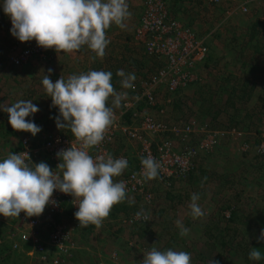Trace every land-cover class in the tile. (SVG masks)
I'll return each mask as SVG.
<instances>
[{
	"label": "rangeland",
	"instance_id": "374dc122",
	"mask_svg": "<svg viewBox=\"0 0 264 264\" xmlns=\"http://www.w3.org/2000/svg\"><path fill=\"white\" fill-rule=\"evenodd\" d=\"M0 1V35L14 39V48L8 55L11 63V55H17L37 43L35 40L21 43L11 34V29L6 32L9 28L3 14L4 0ZM195 1L197 0H165L169 18L177 21L180 32L184 34L190 30L207 46L206 56L192 64L184 63L183 70L192 76L185 87L170 91L167 81L159 84L153 90L158 105L146 107L144 104L139 105L138 109L141 115L165 120L170 129L182 130L190 119H195L201 127L224 131L219 144L210 152L213 154L217 148L223 149L224 159L219 163L216 156L209 163L206 154L202 153L195 159L194 168L189 175L171 181L170 184H163L158 178L148 180V192L152 194L150 201L145 202L141 195H127L122 205L117 204L126 209V212H117L113 208L100 228L90 224L78 234L74 233V240L78 242L79 248L74 252L72 264H139L140 261L136 262V255L133 254L146 255L153 247L157 250L161 248L160 251L165 248V251L171 249L188 252L191 264H211L218 256L228 264H258L259 260L249 258L250 253L243 255L248 250L246 243L252 244V249L257 248L261 252L260 260H264V241H259L261 231L264 230V156L258 152V146L264 140V0H199L197 4ZM129 2L131 4L128 10L132 15L124 22L125 27L113 24L106 30V37L110 41L106 50H110L117 58L123 57L120 59L121 68L131 69L124 73H134L136 78L132 83L139 86L145 84L158 68L166 66L168 61L165 56L149 55L145 43L136 39L146 0ZM49 53L50 56H57L56 63L67 62L72 69L73 63L79 62L80 57L82 63L95 59L100 62V58L86 45L78 52L56 53L54 49H47L42 56L34 54L32 57L45 60ZM107 59L101 58L102 63ZM26 63L11 64L22 67ZM77 66L80 68V65ZM56 67L65 69L59 65ZM66 70L68 73L72 72L70 69ZM115 76L119 77L117 80L122 79ZM255 76L262 78L260 83L263 90L246 91L240 87L242 79ZM119 82L117 93L122 88L121 81ZM233 83L238 87L234 88ZM233 98L236 99L234 104H226ZM167 100L170 102L167 103ZM108 104L113 107L111 97ZM162 108L163 113L160 111ZM113 109L123 110L122 107ZM42 110L39 111L40 117ZM246 112L256 116L252 128L244 122L245 119L242 121L245 125H237L240 123L238 118ZM53 116L51 114L46 123L42 120L45 131L32 137L33 148H42L43 136L61 134L72 137L70 129H57L55 121L59 115ZM125 121L127 125L133 124L127 117ZM139 124L140 121H137L134 125ZM24 133L12 136L11 145L7 143L8 146L5 144L4 148L0 145V158L6 159L10 154L21 152V140L26 135H20ZM148 136L154 144L166 136L174 141L176 150H182L188 142L176 131ZM200 138L201 135H193L191 141L194 143ZM245 142H250L251 145ZM141 148V143L123 136L114 141V153H126L131 157L130 165L122 175L137 168L141 161V156L138 157ZM39 160L37 164L45 162L49 165L44 152ZM117 178H113L114 182ZM193 194L199 195L198 204L205 213L197 219L192 217L189 207ZM129 199L134 200V203L130 204ZM141 210L150 217L143 224H125L123 219L119 220L121 215ZM19 217L0 215V257H6L3 260L5 264H33V256L29 255L33 245L21 240L18 231ZM178 220L190 230L188 235H180V228L176 223ZM222 237L229 241L227 246L225 243L221 244ZM43 239L47 238L43 236ZM4 250L8 255L3 254ZM127 252L132 258L128 257Z\"/></svg>",
	"mask_w": 264,
	"mask_h": 264
},
{
	"label": "clouds",
	"instance_id": "9594fccd",
	"mask_svg": "<svg viewBox=\"0 0 264 264\" xmlns=\"http://www.w3.org/2000/svg\"><path fill=\"white\" fill-rule=\"evenodd\" d=\"M4 13L10 17L11 34L21 43L35 40L38 47L54 49L56 53L78 52L87 46L97 57L103 58L110 41L106 30L113 24L125 27L131 17L126 0H4ZM52 69L44 75L42 84L59 109L56 118L58 129H70L75 141L67 150H60L57 158L61 161L55 173L47 163L40 162L30 167L28 152L10 154L0 162V215L19 217L23 212L27 217H39L49 203L54 191L71 195L78 202L75 218L79 227L90 224L102 226L114 205L127 198L124 181L114 182V177L122 175L128 167L124 158L114 159L112 155H101L93 159L89 149L100 145L114 122L113 107L119 108L126 93H117L111 83L112 73L89 71L71 75L65 80L60 77L55 83L50 79ZM122 77L123 88H133L135 74ZM112 98L113 107L108 106ZM8 114V123L13 130L36 136L41 128L33 121L26 120L39 108L31 100H20L3 109ZM143 175L147 180L158 177L161 165L151 156L141 158ZM198 194L191 196V215L194 219L205 215L199 206ZM129 203L134 200L129 199ZM137 219L149 220L143 210L137 212ZM180 235L186 236L189 229L177 221ZM259 241H264V230ZM139 264H191V256L185 251H160L151 249ZM252 260H260L261 252L253 248L249 254ZM211 264H219L213 260Z\"/></svg>",
	"mask_w": 264,
	"mask_h": 264
},
{
	"label": "built area",
	"instance_id": "2783aa9c",
	"mask_svg": "<svg viewBox=\"0 0 264 264\" xmlns=\"http://www.w3.org/2000/svg\"><path fill=\"white\" fill-rule=\"evenodd\" d=\"M2 18L0 16V24ZM136 39L145 43L146 51L149 55L156 57L165 56L168 64L158 68L152 73L151 78L145 84L134 86L133 88H122L120 93H126V99L122 100L123 110L114 112V122L105 134L103 142L91 149L89 154L95 159L101 155H112L114 159L124 158L131 162V157L126 153L116 154L112 151L114 141L120 137H126L141 143V151L138 157H153L160 165L158 180L163 184H170L182 176L189 175L194 168V161L202 153L211 151L219 144V139L225 134L224 131L211 129L208 126L201 127L195 119H190L182 130L170 129L165 120H156L149 115H141L139 105L146 107H156L158 99L153 91L159 84L168 82L169 90L176 91L185 87L192 76L184 71V63L192 64L197 59L202 60L208 51L207 46L199 41L190 30L184 34L179 30L177 21L169 18L165 0H146L145 11L142 15L141 26L136 32ZM47 49L34 44L17 55H11L10 60L14 65L26 63L34 54L43 55ZM141 89V90H140ZM170 100H167V103ZM162 113L164 109L160 110ZM133 122L127 125L125 118L127 113ZM140 121L139 125H134ZM176 131L181 133L182 138L188 142L182 150H176L174 141L164 137L159 143L154 144L148 136L167 134ZM233 131H236L233 129ZM193 135H201L199 141L192 143ZM32 134L26 135L22 140L21 152H28L31 161H26L30 167L40 159L44 152L49 162V167L61 175L63 170L57 169L61 162L57 158L60 150H67L72 144H79L72 136L55 134L43 136L42 148L32 147ZM258 152L264 156V140L258 146ZM5 158L1 157L0 162ZM33 164H32V163ZM37 164V163H36ZM141 161L137 168L126 175H121L119 181L126 184L127 195H141L145 202L150 201L152 194L148 192L147 179L143 175ZM55 205L49 203L44 212L39 217H27L21 213L19 217V236L23 243L33 245L29 251L32 255L33 264H72L74 252L79 248L78 242L74 240V233L81 232L83 227H79V222L75 218L78 210V202L71 195H66L60 191H54L51 198ZM121 215L123 223L137 224L145 220L137 219L136 214ZM43 236L47 239L44 240Z\"/></svg>",
	"mask_w": 264,
	"mask_h": 264
},
{
	"label": "crops",
	"instance_id": "0c3cea01",
	"mask_svg": "<svg viewBox=\"0 0 264 264\" xmlns=\"http://www.w3.org/2000/svg\"><path fill=\"white\" fill-rule=\"evenodd\" d=\"M198 1L199 0L195 1V4L199 3ZM0 2H2V1H0ZM126 3L128 4V8H130L131 2H129V0H126ZM3 14L5 17V22L7 23V28H9L8 30H6V32H9L11 27H12L11 19H10V17H8L4 13V11H3ZM8 18H9V20H8ZM0 34H1V32H0ZM111 42H112V40H111ZM13 48H14V39L11 38V36H7V35L1 36L0 35V145L2 146V148H4V146H6L5 144H7V143H9V145H11L10 139L12 140V136H14L16 134L24 133V132L15 131L12 129V127L8 123V120H9L8 114L3 111L4 108L10 107L11 105H13L14 103H16L17 101H20V100H31V101H33V103L37 107L41 108V110L43 109L41 112L42 116L41 117L39 116V111H41V110H39L34 115H30L29 117H27L26 120H31L36 125L38 123L41 124L39 126L41 128V131H45V130H43L44 126L42 124V120H43V122L46 123L47 120L50 119L49 116L51 114H53L55 117H56V115H59V109L57 107L53 106L52 100L49 97V95L47 94L46 89L43 87V84H42V80H43L44 75H48V69H52L50 79L52 80L53 83H55L58 79H60V77H63V75H65L63 78L65 80H67V78L71 75H79L81 73H88L89 71L111 72L112 73L111 83H112L115 91L117 90V87H119V84H120V82L118 83V81L122 80V79L117 80V78H119V77L115 76V75H117V71L118 70H123L124 72L131 71V69H122L120 66V63H121L120 59H122L123 57L120 56L119 58H117L108 49L107 50L105 49V55L103 57V58H108L106 62L102 63V60L100 58V62H99V59H95L94 61L89 62V63H84V62L82 63V57H80L79 62L75 61V63H73L74 66L73 65L72 66L74 67V69L70 68L71 64H68L67 62H64V63L57 62L56 63L55 60H57V56H50V53L48 55V59L42 60V59H38V58H36V56H34L30 59V61L28 63H26L22 67H14L9 62V58H8L9 52ZM3 50H6V51L3 52ZM106 55L107 56L113 55V56L107 57ZM114 61H116V63H114ZM56 65L62 66L63 68L65 67V69H59L58 67H56ZM77 65H80V68H78ZM66 68L70 69L72 72L68 73ZM65 72H67V74ZM67 75H69V76L67 77ZM261 80H262V78H258L257 76H255V78L254 77L244 78V79H242V83H241L240 87H242V89H244L246 91L263 90L264 85L262 86V84L264 83V80H263L262 84L260 83ZM232 86L234 88L238 87V86H235L234 83L232 84ZM121 89H120V92H121ZM118 93H119V91H118ZM108 105L110 106V104H108ZM120 107L123 108L122 101H121ZM113 111L121 112V110H115V109H113ZM243 112H245V111H243ZM242 113H241V115H242ZM129 115H130V112L127 113V118H129L128 117ZM245 116L246 117H253V118H245ZM254 117H256V116H253L252 113L246 112L245 114L242 115L241 118H238L240 120V123H237V125L244 124V123H242V121H243V119H245L244 122L247 123V125L250 128H252L254 126V124H253L254 120H255ZM11 133L13 135H11ZM27 134H30V133L25 132L23 135H20V137H23L24 135H27ZM5 141H6V143H5ZM245 143L250 144V142H245ZM249 144H245V145H249ZM7 146H8V144H7ZM219 147H221V146H219ZM214 149H212V150H214ZM211 151L204 152L206 154L205 156L207 157L209 163L216 156L219 160V161L218 160L217 161L219 163H221L222 162L221 159H224V157H223V155L225 154L224 150L217 148L213 154L210 153ZM46 158H47V156H46ZM37 161L39 162L40 160H37ZM37 161H36V163H37ZM118 179H119V177L115 181L117 182ZM119 204L122 205V203H119ZM117 207H120V206H118V205L113 206V208L115 210L117 209ZM113 208H112V210H113ZM157 231H159V230H157ZM158 247H160V246H158ZM160 250H161V248H160ZM138 251L141 252V250H138ZM163 251H165V248H163ZM134 252L135 251H131V253H134ZM127 254L129 257L130 253L127 252ZM135 255H136V259H137L136 262L142 261L143 260L142 258H144L143 257L144 255L141 256L139 253L133 254V256H135ZM130 257L132 258V256H130ZM133 262H134V260H133Z\"/></svg>",
	"mask_w": 264,
	"mask_h": 264
},
{
	"label": "trees",
	"instance_id": "16d2710c",
	"mask_svg": "<svg viewBox=\"0 0 264 264\" xmlns=\"http://www.w3.org/2000/svg\"><path fill=\"white\" fill-rule=\"evenodd\" d=\"M252 36V35H251ZM253 37H255L254 35H253ZM229 102H231L232 104H234V102H236V99L235 98H233V99H230V100H228V102L226 103V104H229ZM174 181V180H173ZM117 212H119V211H124V212H126L127 210L126 209H122V208H120V207H117ZM145 222V221H144ZM141 224H143V222H140ZM227 239V238H226ZM225 239V237H222V239H221V244L222 245H224V243H225V245L227 246L228 245V243H229V241H227ZM241 244V246H242V240H241V242H240ZM248 243H246V246L248 247L247 249L248 250H246L244 253H243V255H248L249 253H250V250L252 249V244L250 245V244H248ZM240 245H237L238 247H241ZM250 248V249H249ZM3 254H5V255H8V252H6L5 250H4V253ZM1 259H0V262H2V264H5V263H3V260L4 259H6V257L5 258H3L2 256L0 257ZM215 261H218L219 262V264H228L227 262H223V260H222V257L221 256H218L216 259H215ZM258 264H264V260H259V263Z\"/></svg>",
	"mask_w": 264,
	"mask_h": 264
}]
</instances>
